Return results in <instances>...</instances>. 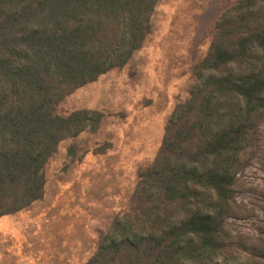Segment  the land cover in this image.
I'll use <instances>...</instances> for the list:
<instances>
[{"label":"trees","instance_id":"1","mask_svg":"<svg viewBox=\"0 0 264 264\" xmlns=\"http://www.w3.org/2000/svg\"><path fill=\"white\" fill-rule=\"evenodd\" d=\"M158 1L0 0V216L41 198L43 167L60 140L97 128L99 112L60 115L56 104L129 60ZM195 74L180 105L192 117L171 122L158 156L139 173L145 201L159 204L118 220L85 264H204L222 247L233 169L264 107V0H235L224 10ZM199 187L212 195L206 211L190 208Z\"/></svg>","mask_w":264,"mask_h":264},{"label":"rangeland","instance_id":"2","mask_svg":"<svg viewBox=\"0 0 264 264\" xmlns=\"http://www.w3.org/2000/svg\"><path fill=\"white\" fill-rule=\"evenodd\" d=\"M234 2L159 0L150 31L129 60L58 101L60 115L99 112L98 126L60 140L43 167L41 198L0 216V264H85L118 231V220L142 217L148 204H159L145 201L139 173L158 156L171 122L192 117L180 105L191 98L197 65ZM239 158L231 214L218 233L222 247L207 253L204 264H264V107ZM199 188L190 208L206 211L212 195Z\"/></svg>","mask_w":264,"mask_h":264}]
</instances>
